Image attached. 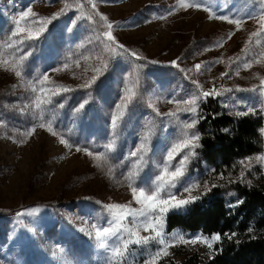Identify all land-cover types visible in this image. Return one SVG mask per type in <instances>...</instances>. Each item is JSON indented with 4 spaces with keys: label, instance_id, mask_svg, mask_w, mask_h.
Returning a JSON list of instances; mask_svg holds the SVG:
<instances>
[{
    "label": "rangeland",
    "instance_id": "1",
    "mask_svg": "<svg viewBox=\"0 0 264 264\" xmlns=\"http://www.w3.org/2000/svg\"><path fill=\"white\" fill-rule=\"evenodd\" d=\"M180 2L181 0H96V9L110 22L118 25L113 33L118 41L145 57L144 61L147 63L157 61L156 64L150 63L151 69L147 70L145 80V84L149 86L147 93L149 104L153 105L152 112L147 109H143L142 112L140 104L136 105L135 111L130 109V112L123 107L120 109L125 111V120L123 124L118 122L120 127L115 137L116 149L106 153L107 159L102 158L97 162L94 157H88L83 152L76 153L75 148L69 151L59 142L62 134L53 136L46 129L37 128L33 135L23 136L20 140L8 135L0 136V209H16L33 201L48 199H57L59 204V214L44 205L29 206L17 211L25 215L17 216L15 213L0 222L1 227L7 230L6 242L3 241L0 246V264H105V253L98 248L97 241L88 235L90 231L94 232L91 225L104 224L107 214L103 205L132 201L131 190L121 176L125 168L120 165L126 154L139 146L140 138L149 135L150 132L153 133L149 136V146L153 149L149 152L150 163L141 174L144 180L154 175L155 162L166 156L164 149L182 138L180 125L174 118L156 115L157 110L166 113L177 109L175 103L168 101L173 97L178 99L177 93L183 87L196 89L180 69H192L198 63L212 64L210 70L202 66L199 72L193 71L187 76L198 81L206 91L212 89L214 83L220 92L219 96L230 101L233 107L255 105L264 112L259 93L250 90L253 86H258L260 79L264 78L262 74L253 84H251L253 81L250 82L252 76L257 75L254 71L264 70V58L253 63L250 69H243L240 66L243 60L254 59L264 52V40L257 44L255 37L247 52L241 51L248 42L250 33L257 30L256 20H248L242 25V29L228 40L226 38L229 32L235 30V26L209 19L213 10L235 17L253 10L258 14L259 0L256 5L250 0H206L209 11L193 8L184 10L180 7ZM193 2L194 0H184V3ZM73 3H76V0H72ZM158 3L170 4V8L175 7V11L169 14L168 9L164 14H156L150 6ZM63 6L64 0H0V33L6 36L10 34V30L15 27L13 18L18 17L21 11H26L29 7L38 15L35 18L29 17L27 25H24L23 21L21 23L22 26L36 30L44 26L42 17L52 16ZM149 20L150 23L146 22ZM65 21L58 27L55 36L60 38L64 45H68L70 38L67 31L72 27L74 18L69 20L65 16ZM79 37L86 39L88 35L83 33ZM194 40L200 42L194 44ZM221 44L222 46H219ZM188 47L191 49L187 51ZM184 50L187 52L184 53ZM237 56L241 57V61L232 63ZM178 57L179 68L169 63ZM219 58H222V62L212 63ZM0 59L7 58L0 55ZM126 69L124 67L120 70L121 79L118 85L120 95L111 112H108L110 117L118 111L116 105L121 103L126 88L136 94L137 76L134 78L128 73L122 76ZM237 71L239 75L236 74ZM224 72H228V75L221 78V73ZM54 75L61 80L71 79L69 70L65 68L55 71ZM7 80L24 83L13 72L0 67V88ZM237 84L239 87H234ZM237 88L244 91H236ZM227 89L233 91L229 92ZM238 101L244 103L237 104ZM186 118V113H180L181 120ZM113 138L110 120L104 144L89 149L94 154L103 153L105 152L103 146ZM21 140L26 142L21 144ZM183 154L182 152L178 155L174 163L178 162ZM257 155H264V151L252 156L251 160L245 159V168L249 169V165L251 167L258 165L264 172V164L258 163L255 159ZM191 158L185 178L193 183H199L200 187L192 192L195 196L204 188L205 183L208 185L221 178H214L209 171L203 174L194 172L190 167ZM127 166L125 163V167ZM109 169L113 170L114 175L110 174ZM66 181L70 184L63 187ZM187 195L188 193H183V197ZM86 196L97 200V203L87 202L84 200ZM225 197L230 204L236 199L230 192H226ZM65 198L72 203L63 204ZM132 206L138 207L134 203ZM34 208L39 209L38 213L27 215ZM27 227H34L36 232H29ZM165 232L168 236L202 235L208 239L212 236L199 231L189 232L181 229L168 231L166 226ZM141 234L147 235L143 232ZM215 244L213 250L200 243L187 245L199 249L203 259H209L215 251ZM154 248L155 245L147 248L131 246L130 254L126 258L127 264H142L143 259ZM169 252L175 259H183L182 255H174L173 247L169 248ZM167 257L159 259L158 264Z\"/></svg>",
    "mask_w": 264,
    "mask_h": 264
},
{
    "label": "trees",
    "instance_id": "2",
    "mask_svg": "<svg viewBox=\"0 0 264 264\" xmlns=\"http://www.w3.org/2000/svg\"><path fill=\"white\" fill-rule=\"evenodd\" d=\"M250 1L254 5L258 4V0ZM68 2L72 3V0ZM79 2L83 4L82 10L86 14L95 16L97 23L93 24L86 18L73 23L70 27L72 30L67 31L70 38L68 45H64L55 34L58 27L66 22L65 16L73 20L79 15L80 9L73 7L53 22L54 27L48 25L47 30L41 33L39 40L30 42L32 45L30 48L24 47L25 51L32 52V56L26 61L25 75L21 78L24 83L7 80L0 88V136L8 135L20 140L25 130L39 122L40 113L33 105L35 94L30 90L29 81H35L45 72L50 81L54 82L46 84V89H53L54 85H64L75 89L67 93L60 91L53 97V104L44 106L43 112L45 121L52 120L55 130L74 144L91 148L101 147L104 144L107 125L111 120L108 112H111L118 102L120 95L118 85L121 79L119 75L124 67L127 69L122 76L128 73L131 77L137 76L138 80L134 101L129 105V109L135 111L136 105L140 104L142 112L143 109L152 112L148 107L149 86L145 84L146 72L151 69L150 63L135 60L127 55H114L108 51L109 42L106 37L101 36L106 29L99 15H96L101 13L97 9L93 10L88 0ZM150 7L160 15L170 9L171 5L158 3ZM83 33L87 34L88 38L81 39L79 36ZM5 36L6 34L0 33V37ZM98 36H100L99 39ZM193 42L196 44L200 40ZM3 43L4 39H0V44ZM190 49L188 47L186 50ZM186 50L183 52H187ZM0 52L10 63L13 56L22 54L7 48H0ZM102 61H108V70L99 77L97 84L92 88L81 89L79 87L81 84L97 75L94 69L100 68ZM65 63L68 64L67 68L64 67ZM56 67L69 70L71 79L61 80L55 77V71L52 69ZM254 72H257V75L252 76L251 84L259 75L264 74V70ZM234 87H239V84ZM196 91L193 87H183L177 93L178 99ZM89 92L92 93L90 98L87 96ZM86 98L89 99V104L80 114H74V109ZM65 99V107L59 108L57 105L65 102ZM225 104L229 107H224ZM179 107L183 108L185 105H179ZM256 108V114L238 117L236 112L243 110V105L233 107L230 101L223 100L219 95L210 96L200 105V114L204 118L199 120L196 130L201 135L199 141L201 147L196 149L197 155L191 158L190 167L200 174L209 171L216 179L221 178L222 173L223 178L208 184L211 191L202 195L199 200L185 206L182 210L170 212L166 228L168 231L174 229L199 231L208 236L220 234L222 239L215 244V251L209 259H203L199 249L188 245H177L173 247V253L182 255L183 259H175L173 255H170L162 260L161 264H264V172L258 165H253L249 171L244 163H241L264 151V132L261 131L264 129V112L260 107ZM242 171L245 173L243 179H241ZM34 176L37 177V175ZM68 184L70 183L66 181L62 186L67 187ZM213 184L216 187H212ZM202 192L204 188L200 189L196 195ZM226 192L235 195L233 204L226 200ZM84 198L87 202L97 203V200L90 196ZM65 200L63 204L72 203L67 198ZM238 200H242L243 203L236 205ZM39 205L49 207L59 214L57 199L39 200L21 205L16 209H0V222L25 207ZM232 233L236 235L229 239L228 236ZM6 236L7 230L0 224V246L3 241L6 242Z\"/></svg>",
    "mask_w": 264,
    "mask_h": 264
},
{
    "label": "snow or ice",
    "instance_id": "3",
    "mask_svg": "<svg viewBox=\"0 0 264 264\" xmlns=\"http://www.w3.org/2000/svg\"><path fill=\"white\" fill-rule=\"evenodd\" d=\"M88 3L91 5L92 9H96V0H88ZM260 11L257 14L255 10L250 11L239 17H235L230 14L219 13L217 11H211L209 19L220 20L226 22L230 25L235 26V30L229 32L226 39L230 40L237 31L242 29V25L248 20H256L258 27L257 30L250 33L248 37V42L245 44V47L241 50L242 52H247L249 45L252 43L253 38L256 39V43L259 44L261 40H264V0H259ZM76 7L80 9L79 15L74 18L73 23L78 22L80 19H87L93 24H96L97 21L94 15L86 14L83 9V4L76 0L75 5L69 3L68 0H64V7L61 8L58 12L54 13L50 17H42L44 26L36 30H32L29 27L22 26V21L24 25L28 24L29 17H37V13L29 7L26 11H21L18 17H14V29L10 30V34L6 37H0L4 39V43L0 44V48L13 49L14 52L22 53L19 56H13L11 63L7 59H0V67H4L6 71H11L18 78H22L25 75L27 68L26 61L32 56L31 51H25L24 47H31L33 41H37L41 37V33H44L47 30L48 25H53V22L56 21L60 16L64 15ZM180 7L184 10L190 8L197 10L209 11V8L206 6V0H194L193 3H184V0H181ZM175 11V7L169 9V14H172ZM99 15L100 21L103 22L105 29L102 33V37H106L108 43L107 50L112 52L114 55H127L135 60H146L145 57L140 56L138 53L131 51L123 43H120L116 36L113 34L114 30L118 25L113 24L108 20V18L102 14L96 13ZM258 15V19H257ZM163 18V17H161ZM150 23L151 21H146ZM69 31L72 29L69 28ZM98 39L100 36L97 37ZM114 46V47H113ZM219 46H222L219 45ZM117 49L119 50L117 52ZM0 55H3L0 52ZM264 58V52L260 53L259 57L254 59H245L241 63L243 69H250L255 62H259V59ZM172 60L169 63L172 66L179 68L178 60ZM231 59V58H230ZM241 61V57L237 56L232 63ZM152 64H156L157 61H149ZM222 62V58L217 59L214 63ZM102 66L100 68H95L94 71L97 75L91 77L90 80H86L85 83L81 84L79 87L81 89L92 88L93 85L97 84V81L100 76L104 74L109 68L108 61H102ZM205 67L207 70H210L212 64H195L192 69H180L181 72H184L186 77L191 80V82L196 86L197 91L190 94L187 97L176 99L173 97L168 102L175 103L177 109L175 111H170L166 113H160L156 111L157 116L161 117H171L174 118L180 125V134L181 137L175 142L170 143V146L164 149L166 156L154 164V175L149 177L148 180L142 178V173L148 167L151 157L149 152L153 149L149 146V135H145L140 138V144L135 150L129 151L124 160L121 162V167L125 168V171L121 173L123 180L126 182L127 187L131 190L132 201L128 203H108L103 205V208L106 212V218L103 225L92 224L91 228L94 230L90 231L88 235L93 237L97 241L98 248L103 250L105 253V264H127V256L130 254L131 246H139L147 248L151 245H155L153 251H150L148 255L143 259L142 264H158V260L167 257L170 255L169 248L175 247L177 243L179 244H204L208 249L213 250L214 244L221 241L222 237L220 234H214L210 239L202 236L196 235L194 237H186L183 234H178L176 236H168L165 232V226L168 214L174 210H182L185 206L192 204L193 202L199 200L202 195L207 194L208 191H211V188L208 187L207 183L204 185V192L200 195H192L193 190L200 187L199 183H193L190 179H186V171L188 167V162L190 157L197 155L196 149L201 147L199 141L201 135L197 129V124L200 119H203L200 114V105L207 100V98L215 97L220 95V92L217 91L215 84L210 90H204L203 85L198 81L193 80L190 76H187L188 73L193 71L199 72L201 68ZM64 67L67 68L68 64L65 63ZM52 71H60L59 67L53 68ZM239 75V72H236ZM228 75V72L221 73V78ZM54 82L50 81L47 72L41 74V77L35 81H29L30 90L34 93L33 105L40 113L38 117L39 122L34 123L30 126L28 130L24 131L25 137H30L36 132L37 128L46 129L53 136L60 135L55 130V125L52 120L45 121L43 117L44 106L54 103L53 97L57 96L60 91L67 93L75 91L70 87L64 85H54L53 89H46V84H53ZM236 91H244V89H235ZM251 91L258 92L261 99V104L264 105V78L260 79L258 86H253ZM231 92L233 89H227ZM125 94L121 98V103L116 105L118 110L115 114L111 116V128L113 139L104 145L105 152L94 154L92 150L87 146H80L66 140L62 135H60L59 142L62 145H65L71 151L75 148L76 153L83 152L88 157H94V159L99 162L102 158L107 159L106 153L113 152L116 149V140L117 130L120 127V123L123 122L125 116V111L120 110L122 107L125 110H129V105L133 104L135 93L131 92L130 89L124 90ZM92 95L91 92L87 93V96L90 98ZM65 102H60L57 106L61 109L65 107ZM243 101H238L237 104H243ZM89 104V99L86 98L82 103H79L78 107L74 109V114L78 115L86 108ZM179 105H185L181 108ZM149 108H152L153 105L149 104ZM224 107H229L228 104H225ZM23 111V109L21 110ZM257 108L255 105L245 104L243 110L236 112L238 117L248 116L249 114H256ZM180 113H186L187 118L184 120L180 119ZM225 131H228L225 129ZM264 132V129H261ZM26 140H21L20 143H25ZM184 153L182 158L175 162V159L181 153ZM251 160L252 158H248ZM258 163L264 164V155H257L255 157ZM127 163V167H125ZM244 163L243 161L241 162ZM251 166L249 165V171ZM214 171V170H213ZM110 174H113V170L109 169ZM245 173L241 172V179H243ZM223 178V174H220ZM216 187V185H212ZM183 193H188L186 197H183ZM87 199V198H86ZM137 205L138 207H133L132 204ZM243 203L242 200H238L236 205ZM230 205V206H236ZM39 209H32L27 215L32 216L38 213ZM17 216H23L25 213L18 212ZM29 232L35 233L36 229L34 227H27ZM251 231V229H249ZM147 233V235H142L141 233ZM235 233H232L228 236L231 239L232 236H235Z\"/></svg>",
    "mask_w": 264,
    "mask_h": 264
}]
</instances>
